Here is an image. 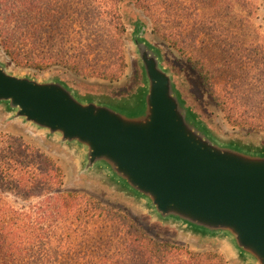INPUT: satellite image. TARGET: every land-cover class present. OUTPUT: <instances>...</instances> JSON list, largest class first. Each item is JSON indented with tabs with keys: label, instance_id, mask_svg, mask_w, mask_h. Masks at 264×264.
<instances>
[{
	"label": "rangeland",
	"instance_id": "rangeland-1",
	"mask_svg": "<svg viewBox=\"0 0 264 264\" xmlns=\"http://www.w3.org/2000/svg\"><path fill=\"white\" fill-rule=\"evenodd\" d=\"M60 1L65 5L60 12L63 16L50 12L52 17L44 28L15 29L18 36L31 32L27 41H14L21 60L34 57L35 63L44 68L12 62L0 39V60L9 71L39 80L59 78L83 97L129 99L143 87L131 43L133 23L139 20L145 25V40L159 49L162 66L170 71L186 107L218 136L264 146V0H170L159 3L152 13L136 9L134 0L122 3L117 13L111 12L108 0ZM118 17L125 32L115 29ZM62 21L67 22L64 31L56 26ZM171 41H176L184 54ZM200 71L211 76L215 95L225 112L208 94ZM7 117L0 106L1 131L22 137L51 156L62 170L63 190L119 212L152 240L183 248L184 255L173 263L196 264L207 258L204 253L213 246L230 264H240L219 241L188 236L155 221L134 199L111 189L104 181L79 176V157L73 149L62 147L20 122H9ZM3 196L16 209H26L44 199H25L7 192ZM128 226L109 217L94 219L89 243L95 249L93 255L107 256L112 261L124 256L125 264H171L163 260L148 262L138 253H124L128 248L124 242ZM105 244L107 249L98 254L96 247Z\"/></svg>",
	"mask_w": 264,
	"mask_h": 264
},
{
	"label": "water",
	"instance_id": "water-1",
	"mask_svg": "<svg viewBox=\"0 0 264 264\" xmlns=\"http://www.w3.org/2000/svg\"><path fill=\"white\" fill-rule=\"evenodd\" d=\"M133 23L143 87L129 99L81 96L59 78L9 71L0 60V106L134 199L153 220L222 243L240 264H264V146L218 136L186 107L162 55Z\"/></svg>",
	"mask_w": 264,
	"mask_h": 264
},
{
	"label": "trees",
	"instance_id": "trees-1",
	"mask_svg": "<svg viewBox=\"0 0 264 264\" xmlns=\"http://www.w3.org/2000/svg\"><path fill=\"white\" fill-rule=\"evenodd\" d=\"M84 1L93 3L94 0ZM125 1L108 0L111 12H120V6ZM162 1L170 0H134V6L145 13H152ZM60 2L0 0L1 45L12 62L36 66L40 70L44 68L35 63L34 57L21 60L14 41H27L31 32L18 36L15 29L18 26L44 28L46 20L52 17L50 12L55 13L56 17L62 15L60 12L65 5ZM66 23L62 21L56 26L64 31ZM115 29L125 32L120 17ZM170 44L184 54L176 41ZM199 76L208 94L225 112L223 103L215 95L211 76L203 71L199 72ZM227 118L230 121L229 114ZM63 179L61 168L51 156L45 155L24 138L0 129V264H125L127 258L124 256L112 261L107 256L93 255L95 249L89 245L92 239L91 222L100 217H109L129 225L124 241L128 248L124 253H138L145 256L148 262L163 260L171 264H176L172 260L184 255L183 248L147 237L140 227L119 212L102 206L92 198L63 190ZM6 192L25 199L38 196L44 199L26 209H16L5 200L3 195ZM210 247L204 253L207 258L197 260L196 264H230L219 250ZM106 249V244L96 247L98 254ZM167 258L170 261L165 260Z\"/></svg>",
	"mask_w": 264,
	"mask_h": 264
}]
</instances>
